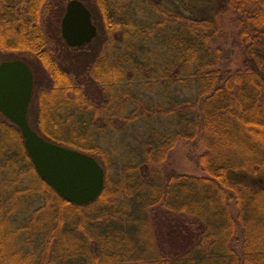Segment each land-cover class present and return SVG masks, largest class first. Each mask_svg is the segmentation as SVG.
Listing matches in <instances>:
<instances>
[{
    "label": "trees",
    "instance_id": "trees-1",
    "mask_svg": "<svg viewBox=\"0 0 264 264\" xmlns=\"http://www.w3.org/2000/svg\"><path fill=\"white\" fill-rule=\"evenodd\" d=\"M67 1L0 0V51L37 59L51 84L30 126L94 156L104 185L60 197L0 112V264H264V0H82L104 35L85 78L62 61ZM181 139L202 174L169 167ZM183 220L168 250L160 230Z\"/></svg>",
    "mask_w": 264,
    "mask_h": 264
},
{
    "label": "water",
    "instance_id": "water-1",
    "mask_svg": "<svg viewBox=\"0 0 264 264\" xmlns=\"http://www.w3.org/2000/svg\"><path fill=\"white\" fill-rule=\"evenodd\" d=\"M97 34L90 11L80 0H69L60 21V35L68 46L90 42ZM33 74L19 58L0 61V112L20 130L25 151L38 177L60 197L75 204L97 198L104 185L98 160L77 148L40 136L27 119Z\"/></svg>",
    "mask_w": 264,
    "mask_h": 264
},
{
    "label": "rangeland",
    "instance_id": "rangeland-1",
    "mask_svg": "<svg viewBox=\"0 0 264 264\" xmlns=\"http://www.w3.org/2000/svg\"><path fill=\"white\" fill-rule=\"evenodd\" d=\"M227 18H223L222 26L223 28H227ZM100 23H98V26ZM104 35L101 31V26H99V36L95 39V41L90 44L88 49L86 50H67L63 57V64L68 68L69 71L75 74H80L84 78L88 75V69L86 65L89 64L93 58H96L104 51V45H102ZM15 56L16 58L25 59L30 65V69L33 72V91H32V99L30 102V106L28 109V120L33 125L35 118L36 107L38 106V99L42 98V96L47 95L46 91L47 87L51 84L50 79L46 73V71L41 67L37 59L29 52V51H0V61L4 59H10V57ZM62 56V55H61ZM229 65L231 67H242L245 68L248 65V62L245 59L244 53L240 50H233V52L229 53ZM86 69V70H85ZM122 136H108L105 138L108 145H113L115 149H118L121 145H124L125 142L122 140ZM6 143V142H5ZM8 144V143H6ZM190 144L185 140H179L176 145L170 150L168 156V164L169 167L178 173H190V174H202V171L198 169L192 162H190L186 157V152L190 150ZM201 146L198 147V152L201 150ZM235 209L236 211V207ZM184 222V220H183ZM176 226L175 223H167L166 226H163L160 230L159 239L161 240L163 245L166 246L168 250H179L184 244V241L189 234L186 229L185 222L182 224L181 222ZM191 228L194 227L191 224ZM189 228V229H191Z\"/></svg>",
    "mask_w": 264,
    "mask_h": 264
},
{
    "label": "flooded vegetation",
    "instance_id": "flooded-vegetation-1",
    "mask_svg": "<svg viewBox=\"0 0 264 264\" xmlns=\"http://www.w3.org/2000/svg\"><path fill=\"white\" fill-rule=\"evenodd\" d=\"M69 1V0H68ZM67 1V2H68ZM82 3H83V5L90 11V14H91V20H92V22H93V24L96 26V29H97V34H96V36L90 41V42H88V43H84V44H82V45H79V46H68L66 43H65V41L63 40V42H64V44L69 48V49H72L73 51H77V49L78 48H80V47H82L84 50H86V48H88L89 46H90V44H92L94 41H95V39L98 37V34H99V26H98V23H100V20H99V18L97 17V16H95V14H96V10H95V8H94V6L91 4V3H88V4H86L85 2H83L82 0H80ZM66 2V3H67ZM66 3H65V5H64V8H63V12H62V14H61V16H60V18H59V23H58V29H59V32H60V21H61V17H62V15H63V13H64V11H65V6H66ZM101 24V23H100ZM61 36V35H60ZM62 38V37H61ZM102 45H104V43H103V41H102ZM79 51H81V50H79ZM28 64V63H27ZM32 71V70H31ZM33 73V72H32ZM32 96H33V94H32ZM31 99H32V97H31ZM31 102V101H30ZM29 106H30V103H29ZM29 106H28V109H29ZM36 109H37V107H36Z\"/></svg>",
    "mask_w": 264,
    "mask_h": 264
}]
</instances>
